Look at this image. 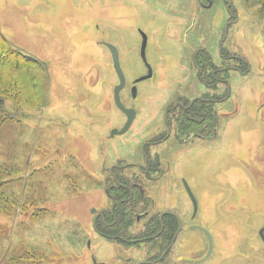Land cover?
Masks as SVG:
<instances>
[{"label": "rangeland", "instance_id": "1", "mask_svg": "<svg viewBox=\"0 0 264 264\" xmlns=\"http://www.w3.org/2000/svg\"><path fill=\"white\" fill-rule=\"evenodd\" d=\"M138 29L152 75L132 97L147 73ZM102 41L119 52L121 100L136 110L113 137L126 116L114 104L118 78ZM0 49L18 62L0 64V88L19 90L2 103L0 264H132L118 255L145 256V247H118L93 229L96 209L110 205L114 164L142 185L153 213L176 209L184 219L169 262L157 264L206 255L205 235L189 227L181 179L198 201L195 223L213 239L202 264H264V8L253 0H0ZM223 70L227 83L216 80H225ZM194 98L207 102L205 122L182 128L176 110L162 141L167 109ZM142 150L154 167L148 176L130 166L145 169ZM129 210L136 223L141 209Z\"/></svg>", "mask_w": 264, "mask_h": 264}, {"label": "flooded vegetation", "instance_id": "2", "mask_svg": "<svg viewBox=\"0 0 264 264\" xmlns=\"http://www.w3.org/2000/svg\"><path fill=\"white\" fill-rule=\"evenodd\" d=\"M139 30L140 29H138V33L140 34ZM222 81L227 83V80H219V82ZM203 85L206 86L204 83ZM196 100L204 101L205 99L194 98L187 105H185L181 101H176L170 108L167 109L165 121L166 125L169 128L168 133L166 134L164 139H162V141L167 140L171 135V124L169 122L170 115L176 110L188 109ZM188 118L192 120L194 124H198V120L195 119V117L188 116ZM176 135L178 136V139L185 140L183 139V137L181 138L180 132L176 133ZM191 136L192 138L199 137L197 132H192ZM142 153L144 156L145 169H142L139 164H130V166L137 168L142 175L148 176L154 169V167L143 150ZM126 169L127 167L120 164H114L110 168L111 176L106 179L105 182V193L110 205L96 209L97 211L95 212V216L94 218H92L93 229L95 230L96 234L102 239L106 241H115L116 243H118V247H145V256L139 258V260L137 261L132 256L126 258L118 255V258L123 261H128L132 264H157L161 262L166 263L168 258L171 256L174 246L183 230L184 219L176 209H166L159 213H153L152 207L155 203H153L152 199L146 195V192L144 191L142 185L135 181H132V185H130L129 178L120 176L114 171L116 170V172H120ZM131 179L138 178L131 177ZM183 180L185 179H181V182L185 190ZM189 188L191 189V192L196 199V195L193 192L192 188L190 186ZM186 194L192 205V212L189 217V220L192 223L189 224V227L192 229H196L197 231H201L200 229L196 228L199 225L194 221L198 212V201L196 199L197 211L195 212L193 202L187 192ZM149 204L152 205L149 206ZM132 205H134V207L138 206L141 209L140 212H137L135 214V219L137 221L136 223L133 222V212L129 210V207H131ZM134 228L137 229V233H133V230H135ZM208 248L209 242L204 258L200 259L198 258V256H196L194 258L184 259L179 255L177 259L171 264H202L210 256L213 250V246L209 254H207ZM153 249H156V251L152 252L151 250ZM100 264H106V262L101 261Z\"/></svg>", "mask_w": 264, "mask_h": 264}, {"label": "water", "instance_id": "3", "mask_svg": "<svg viewBox=\"0 0 264 264\" xmlns=\"http://www.w3.org/2000/svg\"><path fill=\"white\" fill-rule=\"evenodd\" d=\"M139 32H140V35L142 37L141 44H140V54H141V57H142V60L145 64V66H146L147 74L144 76H141L140 78H138L134 81V86L131 88L132 97H135L137 95V88H136L135 84L139 81L150 78L152 75V68L149 65L147 58H146V55H145V49H146V45H147V36L142 30H139ZM102 44L105 45L110 52L113 69H114V71L117 75V78H118V84L113 89L114 104L126 116L125 124L123 125V127L120 130L112 129V131L110 133V137H113L115 135H121L129 129V127L131 126L132 122L134 121V119L136 117V110L133 108L126 107L121 100L120 92L126 85V77H125V74H124L122 67H121V64H120L119 52H118L116 46L110 44L109 42H105V41H102ZM183 184H184L186 192L188 193V195L190 196V198L193 202L194 210L196 212L197 211V201H196L195 197L193 196L191 189L189 188V186L185 180H183ZM196 228L200 229L206 235L208 242H209V248H208L207 254H209L211 249H212V246H213L212 236H211L210 232L207 229H205L204 227L197 226ZM261 234H262V237L264 240V235H263L262 231H261ZM137 264H140V263H137Z\"/></svg>", "mask_w": 264, "mask_h": 264}, {"label": "trees", "instance_id": "4", "mask_svg": "<svg viewBox=\"0 0 264 264\" xmlns=\"http://www.w3.org/2000/svg\"><path fill=\"white\" fill-rule=\"evenodd\" d=\"M253 2L255 3V4H258V5H260V7L261 8H264V0H253ZM12 53V52H11ZM18 55H21V54H18ZM10 56V50L8 49H6V50H2V49H0V64H8L9 66H12V67H14V66H17L18 65V62H17V60H16V58H15V56H13V57H9ZM240 62H243V60H239ZM199 62H202L201 60H199ZM207 66L209 67L210 66V63H211V61H209V56H207ZM210 62V63H209ZM244 64H246L245 62L243 63V65ZM248 67V66H247ZM242 71V72H247L246 71V69L244 68V69H239V71ZM240 71V72H241ZM204 71L203 70H200V75L203 73ZM223 73H225L226 71L225 70H223L222 71ZM222 77H219V78H225V80H227L226 79V77H227V74L225 73V75L223 76V75H221ZM201 77H202V75H201ZM215 79L217 78V76L215 77V75L213 76ZM203 79V78H202ZM9 80V79H8ZM216 80H218V79H216ZM219 81V80H218ZM9 82H12V80H9ZM202 82H204V80H202ZM207 82V81H206ZM206 85V84H205ZM206 86H208V85H206ZM210 87H215V85H212V86H210ZM10 90L14 93L13 95H11V97L12 96H17V94H19V90L15 87V85H13V84H9V87H6L5 88V91L3 90V89H1L0 88V126L3 124V121H5V119H6V116L4 115L3 116V113H4V109H3V107H2V103H3V101H4V98L5 97H7L6 96V94H8V92H10ZM205 103H207V102H204V101H201V100H196V101H194V103L188 108V109H186V110H182V120H181V126H182V128L184 127V123L186 122V123H188V125H194V123L192 122V120H190L189 118H188V116L189 117H196V116H198L199 117V119H197L198 120V124L200 125L201 123H203V122H205V120H206V118H203V116H201V115H203V112H204V106H205ZM201 117H200V116ZM210 124V123H209ZM204 131V130H203ZM199 136H202V135H199Z\"/></svg>", "mask_w": 264, "mask_h": 264}]
</instances>
